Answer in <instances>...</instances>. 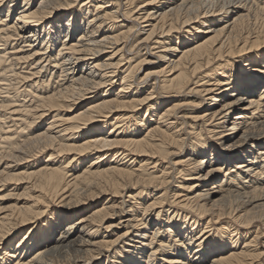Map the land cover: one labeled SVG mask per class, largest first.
Returning a JSON list of instances; mask_svg holds the SVG:
<instances>
[{
  "label": "bare ground",
  "instance_id": "6f19581e",
  "mask_svg": "<svg viewBox=\"0 0 264 264\" xmlns=\"http://www.w3.org/2000/svg\"><path fill=\"white\" fill-rule=\"evenodd\" d=\"M0 264H264V0H0Z\"/></svg>",
  "mask_w": 264,
  "mask_h": 264
},
{
  "label": "rangeland",
  "instance_id": "374dc122",
  "mask_svg": "<svg viewBox=\"0 0 264 264\" xmlns=\"http://www.w3.org/2000/svg\"><path fill=\"white\" fill-rule=\"evenodd\" d=\"M137 51H134L132 54H134V56L136 55Z\"/></svg>",
  "mask_w": 264,
  "mask_h": 264
}]
</instances>
